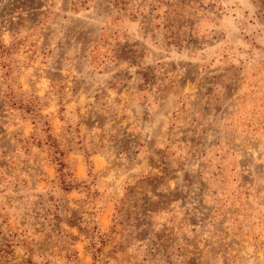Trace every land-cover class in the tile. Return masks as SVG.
<instances>
[{
    "label": "rangeland",
    "instance_id": "obj_1",
    "mask_svg": "<svg viewBox=\"0 0 264 264\" xmlns=\"http://www.w3.org/2000/svg\"><path fill=\"white\" fill-rule=\"evenodd\" d=\"M0 264H264V0H0Z\"/></svg>",
    "mask_w": 264,
    "mask_h": 264
}]
</instances>
